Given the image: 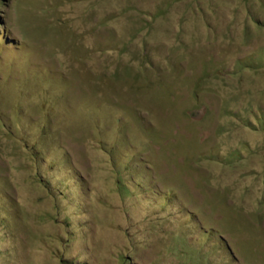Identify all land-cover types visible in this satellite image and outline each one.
<instances>
[{"label": "rangeland", "instance_id": "rangeland-1", "mask_svg": "<svg viewBox=\"0 0 264 264\" xmlns=\"http://www.w3.org/2000/svg\"><path fill=\"white\" fill-rule=\"evenodd\" d=\"M0 264H264V0H0Z\"/></svg>", "mask_w": 264, "mask_h": 264}]
</instances>
